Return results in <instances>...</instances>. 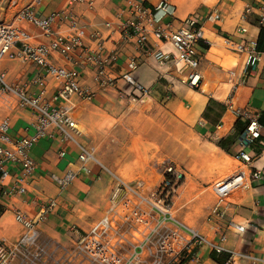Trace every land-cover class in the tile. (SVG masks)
Instances as JSON below:
<instances>
[{
    "label": "crops",
    "instance_id": "0c3cea01",
    "mask_svg": "<svg viewBox=\"0 0 264 264\" xmlns=\"http://www.w3.org/2000/svg\"><path fill=\"white\" fill-rule=\"evenodd\" d=\"M126 1L91 0L90 5H70L69 0H0V20L23 28L33 43H47L54 34L47 36L31 23L18 21L16 13L24 6H31L39 17L67 10L76 17L78 26L84 28L83 45L72 53L70 60L57 52L50 55V60L66 68H76L80 84L95 92L92 100L72 95L70 102L71 115L79 129L76 139L89 148L97 160L87 162L89 173L79 171L70 184L60 190L51 181L50 174L61 173L68 164L76 163L79 148L76 144L61 145L58 138L39 139L30 149L36 168L27 191L22 195L0 194V239L12 244L21 235L23 227L15 220V211L34 217L42 202L55 198L56 205L38 224V230L40 240L55 248L56 255L60 256L62 249L72 246L78 234L86 232L108 211L110 192L117 179L132 185L138 194L151 197L163 178L164 166L173 163L184 171L185 180L171 196V216L220 245L223 252L219 258L236 252L239 254L237 264H264V182L234 190L222 218L209 215L216 195L208 185L229 175L241 164L234 154L239 149L238 137L244 123L225 110V100L230 96L238 106L253 112L264 111V60L248 70L243 85L233 89V84L243 74L246 56L228 49L224 43L225 37L236 41L257 39L258 14L264 10V0H168L175 8L174 25L192 15L201 27L205 42L198 48L201 74L198 89L182 82L186 70L180 65L158 61L122 38L120 25L130 17ZM137 1L153 5L158 0ZM247 5L252 6V11L243 18ZM215 13L219 14V19L214 17ZM240 27L246 31L237 32ZM52 30L62 35L73 31L69 23L59 20L52 25ZM164 49L172 52L170 45H164ZM90 51L100 56L117 55L107 69L114 82L105 89H99L94 79L97 67L86 60ZM132 56L139 60L132 72L134 79L148 88L146 95L134 100L131 96L139 93L129 94L130 86L121 79ZM0 72L6 83L32 95L43 92L46 100L57 89V83L50 77L45 78L43 84H37L34 80L40 77V69L30 62L3 59ZM209 100L223 107L217 123L202 117ZM62 103L59 99L54 105ZM5 116L10 119L12 138L33 133L36 114L30 108L0 100V119ZM259 121L264 124V113ZM220 122L223 127L218 129ZM221 140L225 149L218 145ZM61 147L66 150L63 157L58 153ZM230 163L235 165L233 169ZM253 167H264V156L249 168ZM20 173L19 167L10 166L4 184H13ZM147 210V204L135 193L125 191L112 212L114 227L124 235V250L138 244L149 233L147 224L151 220L144 212ZM228 220L243 224L245 230L237 233L227 229ZM221 233H225L222 242ZM182 246L181 241L175 242L176 250ZM210 252L206 243L197 246L193 259L182 264H220L211 258ZM17 263L18 258L13 256L10 264Z\"/></svg>",
    "mask_w": 264,
    "mask_h": 264
},
{
    "label": "built area",
    "instance_id": "2783aa9c",
    "mask_svg": "<svg viewBox=\"0 0 264 264\" xmlns=\"http://www.w3.org/2000/svg\"><path fill=\"white\" fill-rule=\"evenodd\" d=\"M74 3L92 4L91 0H69L70 5ZM126 4L130 17L120 25L122 38L158 61L180 65L186 70L182 82L198 89L201 83L198 48L205 40L197 18L189 15L174 25L175 8L168 0H158L153 5L127 0ZM251 11L252 6L247 5L242 17L244 18ZM214 17L219 19V14L215 13ZM16 19L31 23L47 36L54 35L49 42L36 44L31 42L29 33L23 28L12 22L0 20V63L3 59L33 63L40 69V77L34 81L43 84L44 79L50 77L57 83V89L55 94L46 100L42 96L43 92L32 95L18 86L6 83L4 74L0 72V100L9 105L14 103L19 107L30 108L36 114L33 133L20 138L10 136L8 116L0 119V194L22 195L27 191V184L36 168V163L30 156V149L39 139L45 137L58 138L61 145L76 144L79 148L76 163L68 164L61 173L50 174L51 181L62 190L70 184L79 171L90 172L86 165L88 161L97 162L91 150L78 143L76 139L79 129L71 115L73 105L70 102L72 95L82 100H92L95 92L80 84V73L76 68H66L50 60L53 52L70 60L72 53L83 45L84 28L78 26L76 17L67 10L55 11L45 17H39L31 6H24L17 11ZM58 20L69 23L72 33L68 35L53 33L52 25ZM257 23L260 28H264V10L258 14ZM245 31L244 27L237 28V32ZM224 43L228 49L244 53L246 56L243 74L233 84V89H236L246 82L248 70L264 60V49L257 50L256 40L236 41L231 37H225ZM164 45H170L172 52L165 50ZM116 59L115 53L100 56L93 51L87 52L86 60L97 67L94 79L99 89H105L114 82L107 69ZM138 64L137 57H130L126 71L121 74V79L131 88L129 94L134 91L139 93L138 96H131L133 100L142 98L148 92V88L138 84L132 74ZM231 75L234 74L231 72ZM120 97H123L122 93ZM59 99L63 101L62 105L55 106L54 102ZM224 106L226 111L244 123V127L238 137L239 149L234 154V158L241 164L229 175L209 184L211 191L216 195V201L210 208L209 215L216 218L224 217L234 190L245 188L254 182H264V167L249 168L256 159L264 156V139H262L264 124L259 121L264 111L253 112L246 107L238 106L230 96L225 100ZM222 127L223 124L220 122L217 128ZM58 153L63 157L66 150L61 147ZM10 166L19 167L21 173L13 184L5 185ZM184 180V171L175 164L168 163L163 168L160 184L151 197H146L138 194L132 185L117 179L110 192L108 211L94 221L86 232L78 234L72 246L62 249L60 256L56 255L55 248L40 240L38 230V224L56 205L57 200L52 198L42 202L34 217L15 211L14 218L22 225L23 230L12 244L0 239V264H10L13 256L18 258L17 264H182L186 260L193 259V250L205 243L211 250L222 253L223 248L220 245L208 241L196 230L171 216L169 211L171 196ZM125 191L135 193L147 204L148 210L144 212L151 220L147 224L149 233H146L138 244L131 245L128 250H124V235L114 227L112 217V212L125 195ZM133 213L136 214V210ZM226 228L237 233L245 230L243 224L234 220H228ZM219 240L221 242L225 240V233L219 235ZM177 241L183 243L179 250L175 248ZM238 255L236 252H229L222 264H237Z\"/></svg>",
    "mask_w": 264,
    "mask_h": 264
},
{
    "label": "trees",
    "instance_id": "16d2710c",
    "mask_svg": "<svg viewBox=\"0 0 264 264\" xmlns=\"http://www.w3.org/2000/svg\"><path fill=\"white\" fill-rule=\"evenodd\" d=\"M256 48L259 51L264 49V28H260L258 37L256 39ZM222 111H223L222 105H220V104H218L212 100H209L208 105L205 107V109L202 113V117L204 119L209 120L212 123H217V121L221 117ZM218 145L221 148L225 149L224 148L225 146H224L222 140L218 142ZM219 254H221V253H217L214 250H211V252H210L211 258L218 261L220 264H222L226 260V258L228 257V254L225 255L223 258H219Z\"/></svg>",
    "mask_w": 264,
    "mask_h": 264
},
{
    "label": "rangeland",
    "instance_id": "374dc122",
    "mask_svg": "<svg viewBox=\"0 0 264 264\" xmlns=\"http://www.w3.org/2000/svg\"><path fill=\"white\" fill-rule=\"evenodd\" d=\"M234 167H235V165L230 163V169H233ZM209 184H210V183H209ZM209 184H208V185H209ZM209 190L211 191L210 188H209Z\"/></svg>",
    "mask_w": 264,
    "mask_h": 264
}]
</instances>
